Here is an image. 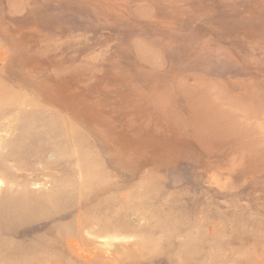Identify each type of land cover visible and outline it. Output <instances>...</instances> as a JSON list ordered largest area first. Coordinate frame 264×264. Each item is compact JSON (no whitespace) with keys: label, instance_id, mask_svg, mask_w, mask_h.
<instances>
[{"label":"rangeland","instance_id":"374dc122","mask_svg":"<svg viewBox=\"0 0 264 264\" xmlns=\"http://www.w3.org/2000/svg\"><path fill=\"white\" fill-rule=\"evenodd\" d=\"M1 213L0 264H264V0H0Z\"/></svg>","mask_w":264,"mask_h":264},{"label":"bare ground","instance_id":"6f19581e","mask_svg":"<svg viewBox=\"0 0 264 264\" xmlns=\"http://www.w3.org/2000/svg\"><path fill=\"white\" fill-rule=\"evenodd\" d=\"M24 204H25L24 207L33 208L30 206L31 205L30 202L26 201ZM5 213L8 216H16V213H14V211L12 209L5 210ZM1 215H2V213L0 214V216ZM141 219L142 218H136V220L139 222H141ZM146 219L147 218H144V221ZM101 221L102 220H100V219H99V221H95L94 219H91V218H80L78 223H77V227H78L77 231L78 232H76V233L81 236V232L83 231L87 234V236L89 238H91V239L93 238L94 240L101 242L102 243L101 246L103 247V249L106 248L105 252H108L107 256H106L107 262H109L111 264H113V263L116 264L119 262V259L117 261L116 260L113 261L112 258H110L111 254H113V252H112L113 250H111V249H113L114 247H117V246L122 247L124 250L123 253L120 254L121 256L124 257L123 260L122 259L120 260L122 262V264H129V263L125 262V258L130 259V260H132V259L136 260V258H138L137 257L138 255H140V254L143 255V253H145V251H147L146 245L148 244L149 241L143 240L141 245H139V243H138V247L134 248V246L137 244V242L131 243V242L135 241L134 235H132V234L127 235V232L129 231L128 228L133 224V221H131V218H129V219L128 218H125V219L124 218H117L114 220V222H112V224H109V225H106L105 223H101ZM103 221H104V219H103ZM91 226L97 228L96 234H94V233L91 234V232L89 231ZM138 226H140V225H138ZM142 231H144V230L142 229ZM145 231H146V229H145ZM76 233H75L74 229L69 230L67 232H63L59 235L60 236L59 240L65 241V239H67L71 236H74ZM120 234H122V236H120ZM57 239H58V237H57ZM83 240L87 241L89 243L92 242L91 240H88L87 238H83ZM97 241H95V242H97ZM117 244H120V245H117ZM68 245L71 246L73 251H78V245L79 244L77 243V241L68 240ZM94 250H95V253L97 254L96 249H93V252H94ZM110 250H111V254H110ZM149 250H151V249H149ZM85 253L89 254L90 252H88L86 250ZM151 254H152V252H151ZM130 256H132V257H130ZM78 257H79V260H88V255H78ZM135 260H133V261H135Z\"/></svg>","mask_w":264,"mask_h":264}]
</instances>
